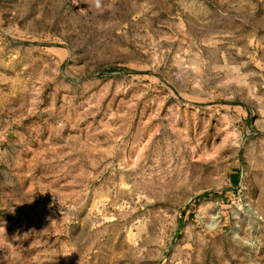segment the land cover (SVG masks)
<instances>
[{
  "label": "rangeland",
  "instance_id": "374dc122",
  "mask_svg": "<svg viewBox=\"0 0 264 264\" xmlns=\"http://www.w3.org/2000/svg\"><path fill=\"white\" fill-rule=\"evenodd\" d=\"M0 264H264V0H0Z\"/></svg>",
  "mask_w": 264,
  "mask_h": 264
}]
</instances>
